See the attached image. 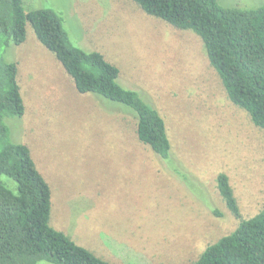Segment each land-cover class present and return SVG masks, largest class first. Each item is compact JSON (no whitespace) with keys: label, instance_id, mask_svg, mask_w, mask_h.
<instances>
[{"label":"rangeland","instance_id":"374dc122","mask_svg":"<svg viewBox=\"0 0 264 264\" xmlns=\"http://www.w3.org/2000/svg\"><path fill=\"white\" fill-rule=\"evenodd\" d=\"M23 4L26 11H55L74 46L117 66L119 84L164 118L172 145L162 158L139 141L129 109L78 93L27 23L26 41L2 52L18 64L27 111L5 124L14 143L31 149L51 187L53 228L112 264H195L263 209L264 130L229 100L196 33L147 15L132 0ZM220 173L229 176L241 218L219 194Z\"/></svg>","mask_w":264,"mask_h":264},{"label":"trees","instance_id":"16d2710c","mask_svg":"<svg viewBox=\"0 0 264 264\" xmlns=\"http://www.w3.org/2000/svg\"><path fill=\"white\" fill-rule=\"evenodd\" d=\"M147 15L203 41L210 65L229 100L264 130V4L255 9L224 7L218 0H132ZM30 23L39 42L54 53L80 94H94L129 109L139 141L164 159L172 145L164 118L136 90L122 87L120 70L99 52L72 44L62 17L51 9L26 11L23 0H0V264H112L77 245L50 225L52 190L31 149L14 143L6 118L26 115L19 68L3 49L26 41ZM8 50V51H9ZM229 210H241L229 176L217 177ZM216 216H222L214 211ZM195 264H264V207L229 235L208 246Z\"/></svg>","mask_w":264,"mask_h":264}]
</instances>
